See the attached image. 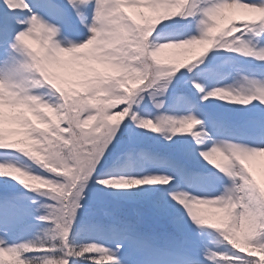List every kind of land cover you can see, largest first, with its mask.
Returning a JSON list of instances; mask_svg holds the SVG:
<instances>
[{
	"label": "snow or ice",
	"instance_id": "1",
	"mask_svg": "<svg viewBox=\"0 0 264 264\" xmlns=\"http://www.w3.org/2000/svg\"><path fill=\"white\" fill-rule=\"evenodd\" d=\"M2 7L0 264H264V0Z\"/></svg>",
	"mask_w": 264,
	"mask_h": 264
},
{
	"label": "rangeland",
	"instance_id": "2",
	"mask_svg": "<svg viewBox=\"0 0 264 264\" xmlns=\"http://www.w3.org/2000/svg\"><path fill=\"white\" fill-rule=\"evenodd\" d=\"M3 0H0V16L1 18H3V20H6V25L9 22V18L11 16V13L7 12L3 7ZM261 162H264V157H260L258 158L257 161H253V166L254 168H256L257 170V174L264 177V169H261L259 167H257V165ZM35 206V205H34ZM23 229V228H22ZM20 229V230H22ZM20 230H17L16 232H14L13 234H11L10 236V241L11 242H17V241H21V240H27L26 236H24V234H19ZM25 230V229H24Z\"/></svg>",
	"mask_w": 264,
	"mask_h": 264
},
{
	"label": "trees",
	"instance_id": "3",
	"mask_svg": "<svg viewBox=\"0 0 264 264\" xmlns=\"http://www.w3.org/2000/svg\"><path fill=\"white\" fill-rule=\"evenodd\" d=\"M226 56H231L233 58V53H227ZM234 58H237L236 56H234ZM237 60L239 61H246V62H255L256 60H254L253 58L251 57H243V58H237ZM217 103H221L220 101H217ZM233 108H235L236 110H239L240 109V106L239 105H234V106H231ZM23 191V189H21ZM27 195H34L32 193H28ZM39 203H44V199L41 197L39 198ZM43 211V209H42ZM25 229V230H24ZM19 234H24V236H26L27 240L29 239H33L35 238V236L38 234V229L36 227H32V228H23L22 230H20Z\"/></svg>",
	"mask_w": 264,
	"mask_h": 264
}]
</instances>
